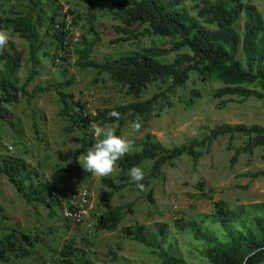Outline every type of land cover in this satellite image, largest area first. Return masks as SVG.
Returning a JSON list of instances; mask_svg holds the SVG:
<instances>
[{
	"label": "trees",
	"instance_id": "16d2710c",
	"mask_svg": "<svg viewBox=\"0 0 264 264\" xmlns=\"http://www.w3.org/2000/svg\"><path fill=\"white\" fill-rule=\"evenodd\" d=\"M18 1L17 7L10 8L5 0H0V30L25 41L31 68L21 80L19 50L10 42L0 48V118L6 120L3 115L6 106L18 104L24 97L31 99L38 93L53 90L59 103V115L65 120L64 130L69 134L76 131L83 134L81 148L62 154L64 160L90 155L89 148L95 138L93 132L87 134V131L92 130L94 124L119 129L128 121H136V117L148 120L153 112L162 109V102L167 98L165 92L184 86L191 73L197 74L202 81L222 84L213 94L215 99L237 97L264 101V19L249 2L192 0L193 5L187 8L185 0H111L102 14L114 22L112 29L117 37L113 42L134 47L119 57L95 61L92 54L100 37L94 27V0H84L85 13H79L75 8L65 10L60 0ZM84 16L88 28L82 24ZM81 29L90 38L83 33L74 39V33H80ZM141 38L152 41L143 45ZM153 39L162 44L156 45ZM49 48L51 55L47 52ZM39 53L59 67L74 58L73 65L77 68L95 71L96 79L106 74L125 94L135 98H140L153 83L169 85L164 92L150 99L97 109L95 115H90L80 101H74L73 96L64 91L68 82L32 86L36 76L41 74L36 69ZM170 54H174L171 62L159 59ZM59 71L62 76L67 72L62 68ZM30 85L31 92L28 93ZM204 130L200 138L172 148L164 147L153 135L146 134L139 150L116 158L120 176L116 182L102 179L106 190L100 196L99 206L104 211L96 219L95 230L119 232L121 238L144 247L158 259V264H186L174 253L175 244L169 238L166 224L153 222L145 226L136 223L120 227L123 211L129 209L130 204L109 206L115 194L128 184L134 190L148 187L152 179L161 175L165 165L182 155L190 156L196 163L221 137L229 138V146L234 138L245 139L235 149L233 159L241 153L252 154L255 149L264 148V127L261 125L224 123ZM145 162H151L148 173L130 181V172ZM0 175L27 205L41 206L53 214L55 207L64 208L68 204L70 197L60 199L51 192L37 167L30 166L20 157L2 155L1 149ZM143 198L152 202L151 191ZM204 218L200 223L183 224L175 220L173 224L178 230L188 231L199 243L200 256L208 264H264V203L230 208L218 201L214 203L212 213ZM38 241L36 234L24 232L19 226L6 228L0 238V264L32 257ZM52 253L56 256L47 264H97L90 255L75 247L73 241L58 250L54 248Z\"/></svg>",
	"mask_w": 264,
	"mask_h": 264
},
{
	"label": "rangeland",
	"instance_id": "374dc122",
	"mask_svg": "<svg viewBox=\"0 0 264 264\" xmlns=\"http://www.w3.org/2000/svg\"><path fill=\"white\" fill-rule=\"evenodd\" d=\"M256 6L264 19V0H242ZM20 1L5 0L7 6L15 8ZM63 8H75L85 13L84 0H60ZM111 0H94V27L99 33L100 42L92 58L102 61L104 58H116L133 49L130 44L114 43L117 35L113 32L114 22L105 17L103 9ZM17 5V6H16ZM192 0H185L187 8ZM21 7V6H19ZM87 17L82 24L88 28ZM85 28V29H86ZM42 31V28L40 29ZM84 29L77 32L82 36ZM89 37V35H85ZM90 38V37H89ZM143 45H149V39L141 38ZM156 45L162 44L153 39ZM13 45L20 52L21 69L19 77L25 79L31 65L27 58V47L10 32L0 30V48ZM47 52L51 55L52 50ZM37 70L32 86H46L58 82H68L64 90L73 96L74 101L84 105V111L95 115L97 109L127 105L136 101L152 98L164 92L167 84L153 83L147 87L140 98L125 94L106 74L95 78V71L79 69L73 63H63L59 67L47 58L37 55ZM162 62H171L174 54L159 58ZM67 70L62 76L59 69ZM222 87L221 83L210 80L202 81L197 74L191 73L184 86L165 92L167 98L162 102V109L153 112L148 120L136 117L119 129L116 126L93 125L95 138L90 155H79L64 160L61 155L68 150L80 149L82 132L71 134L64 130L65 120L59 115V103L55 92H41L34 98L24 97L20 103L6 106L0 118V149L2 155L20 157L30 166L37 167L41 179L50 191L60 199L74 190L87 189L89 192L88 216L80 224L71 225L63 219V206L55 207L54 213L41 206L24 203L7 179L0 175V238L6 228L19 226L22 231L36 234L39 241L34 246L32 257L12 264H47L63 244L73 241L75 247L90 255L97 264H158L140 244L121 238L119 232H101L94 228L97 217L104 211L99 206V199L106 187L102 179L118 181L120 176L116 158L124 153L139 150V144L146 134L166 148L179 146L193 138H200L206 127L227 124H257L264 127V101L253 98L222 97L215 99L213 94ZM31 92V85L27 88ZM29 99V100H28ZM139 124V125H138ZM36 128V131H35ZM117 131V134H114ZM244 138H234L229 146V138L221 137L214 141L208 153L196 163L188 155H182L163 167L161 175L152 179L146 188L130 189L128 184L115 194L109 208L129 205L123 211L120 227L136 223L145 226L153 222L167 225L169 238L174 241V253L186 264H208L200 256V245L193 240L188 231L178 230L175 220L182 223L204 220L214 208V203L221 201L230 208L239 205L264 203V148H257L252 154L241 153L233 159L235 149L242 145ZM151 162H145L135 171L130 172V181L145 176ZM263 172L262 175L259 173ZM151 191L152 202L144 200V195ZM66 204V202H65ZM3 217L4 219H2Z\"/></svg>",
	"mask_w": 264,
	"mask_h": 264
},
{
	"label": "built area",
	"instance_id": "2783aa9c",
	"mask_svg": "<svg viewBox=\"0 0 264 264\" xmlns=\"http://www.w3.org/2000/svg\"><path fill=\"white\" fill-rule=\"evenodd\" d=\"M76 31L73 35L74 39L79 38ZM69 201L64 207L63 218L69 221L72 225L80 224L86 216H88L89 209V192L85 189H80L76 192L68 193ZM71 206V207H70Z\"/></svg>",
	"mask_w": 264,
	"mask_h": 264
}]
</instances>
